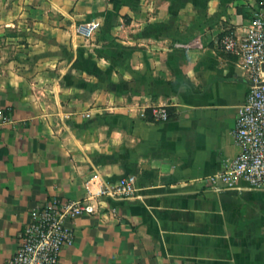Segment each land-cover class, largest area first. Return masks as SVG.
Returning a JSON list of instances; mask_svg holds the SVG:
<instances>
[{
	"label": "crops",
	"instance_id": "obj_1",
	"mask_svg": "<svg viewBox=\"0 0 264 264\" xmlns=\"http://www.w3.org/2000/svg\"><path fill=\"white\" fill-rule=\"evenodd\" d=\"M255 13L264 0H0V264L36 206L126 175L133 197L66 221L59 264H264V189L204 182L239 154L251 85L220 40Z\"/></svg>",
	"mask_w": 264,
	"mask_h": 264
},
{
	"label": "built area",
	"instance_id": "obj_2",
	"mask_svg": "<svg viewBox=\"0 0 264 264\" xmlns=\"http://www.w3.org/2000/svg\"><path fill=\"white\" fill-rule=\"evenodd\" d=\"M99 29L95 20L79 24L76 32L84 39L91 38ZM221 49L236 55L251 82L244 102L237 109L233 131L240 148L237 157L223 168L204 179L208 188L222 192L237 187L243 181L250 187L264 189V17L255 13L244 34L229 29L221 37ZM154 121H168L170 113L164 106L151 109ZM0 107V127L10 123ZM136 177L126 175L116 182L101 185L95 193L78 200L52 197L36 206L25 226L19 245L6 264H59L61 251L73 245L74 232L67 220L83 214H95V202L102 196L123 200L135 195Z\"/></svg>",
	"mask_w": 264,
	"mask_h": 264
},
{
	"label": "water",
	"instance_id": "obj_3",
	"mask_svg": "<svg viewBox=\"0 0 264 264\" xmlns=\"http://www.w3.org/2000/svg\"><path fill=\"white\" fill-rule=\"evenodd\" d=\"M264 84V83H263Z\"/></svg>",
	"mask_w": 264,
	"mask_h": 264
}]
</instances>
